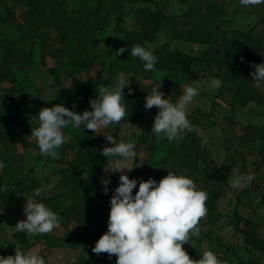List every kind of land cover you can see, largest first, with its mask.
Listing matches in <instances>:
<instances>
[{
    "label": "rangeland",
    "instance_id": "obj_1",
    "mask_svg": "<svg viewBox=\"0 0 264 264\" xmlns=\"http://www.w3.org/2000/svg\"><path fill=\"white\" fill-rule=\"evenodd\" d=\"M24 1L0 0V44L7 41L11 49L18 53H27L30 47L34 50V63L30 66H24L15 59L4 61L0 50V110L6 89L12 85L7 79L8 74L15 76L17 86L23 89L33 111L39 102L54 100L57 92L62 90L67 95L62 100L63 105L73 108V104L81 100L86 110H91L89 100L95 98L98 88L115 84L100 76L110 60L123 63L136 58L130 55V50L119 56L104 55L116 35L141 29L137 14V9L141 7L154 9L158 6L174 16L178 26L188 23L211 29L218 43L228 38L234 29L253 28L256 34L264 38V4L244 7L239 0H62L60 10L67 19L72 11L94 10L97 2L101 3L99 26L72 32L63 40L60 31L54 27L53 18H50L49 24H34L28 20V7ZM80 41L89 42L93 49L94 56L88 67H75L73 64L74 50ZM164 44L168 50H178L190 56H197L209 47L173 39L164 31L158 34L155 42L140 46L154 51ZM213 48L218 50L219 44ZM208 74L207 68L196 65L187 74L155 68L149 76L139 72L122 75L127 81L148 85L147 94H151L152 88L160 83L158 90L173 103L180 97L185 85L200 86L199 95L188 108V116L192 124L201 129L199 134L194 132L200 138L205 155L198 160L199 173L190 178L198 189L206 192L213 189L220 193V197L216 210L201 219L199 237H192L190 244H184L183 248L192 259H199L203 251L211 250L225 264H257L264 260V252L249 246L241 230L245 228L243 220H249L256 225L255 231L259 237L264 238V138L260 130L264 127V86L256 87L259 101H251L242 108L234 104L229 87L222 84L218 89L210 88L211 81L218 78ZM174 87L178 89V95L173 94ZM142 111L155 116L158 109L153 107L146 111L143 107ZM38 125L37 116L24 127L18 126L7 139L0 140V162L5 165L0 169V177L15 189L38 183L44 192L36 197L37 201L45 203L58 215L72 203L78 208L84 205L96 207L100 199L94 192L68 191L61 183L58 167L51 162L52 158L39 152L37 141L31 136L32 128ZM65 128L66 142L57 152L58 155L70 156L72 152L65 148L69 143ZM252 128H256L255 131ZM109 134L117 142L136 141L137 156L128 161L133 170H125V173L130 179L138 181L149 179L146 166L161 161L169 147L179 143V140L169 142L163 136H155L151 144L157 145V148H139L141 131L128 118L96 134L92 133V137L103 148L107 143L104 135ZM110 168L107 160L103 174L119 180L120 173L106 172ZM233 168L241 175L253 174L255 179L245 188L234 189L229 184ZM30 196H21L1 204L0 251L14 244L15 247L19 245L22 251L39 253L46 264H72L80 256L90 264H115L107 259V254L95 255L91 251L95 244L79 246L67 237L66 231L77 230L75 224L67 229L60 224L59 228L48 234L33 236L25 233L27 245L17 243L13 238L16 232L14 226L17 221L26 219L23 207L26 197ZM46 198L49 202L44 201ZM234 212L242 219L241 222H237Z\"/></svg>",
    "mask_w": 264,
    "mask_h": 264
},
{
    "label": "trees",
    "instance_id": "obj_2",
    "mask_svg": "<svg viewBox=\"0 0 264 264\" xmlns=\"http://www.w3.org/2000/svg\"><path fill=\"white\" fill-rule=\"evenodd\" d=\"M24 2L28 7V20L33 23L49 24L50 18H53L54 27L60 31L61 40L72 32L90 30L101 24L100 1L97 2L94 10L72 11L69 19L60 10L62 0H25ZM137 14L140 17L141 29L127 30L116 35L106 51L105 57L116 55L121 47H124L127 51L137 44L153 43L156 41L158 34L164 31L173 39L209 47L197 56H190L178 50H168L167 45L164 44L161 48L151 51L157 57L155 68L187 74L196 65H199L208 69V76L220 79L224 86L229 87L233 102L238 107L243 108L251 101H259L256 87L249 73L255 71L250 67L252 62L257 64L264 62V38L256 34L253 28L248 30L234 29L228 38L218 43L211 29H205L197 25L193 26L188 23H185L184 26H178L177 19L165 13L158 6H155L154 9L141 7L137 9ZM217 44L220 47L218 50L213 48ZM0 50L4 61L15 59L24 66H30L34 63L33 47H30L27 53H18L11 49L7 41H3L0 44ZM93 56V49L90 47L89 42L80 41L74 50L73 64L75 67H88L92 63ZM241 57L244 58L245 62H241ZM143 65L144 62L137 57L123 63L111 59L108 66L100 73V76L113 82H116L122 74L132 72L149 76L152 71H145ZM7 79L12 85L6 89L0 110V140H5L10 133H15L18 126L24 127L27 123L32 122L37 118L41 108L62 104V100L67 96L65 90L58 91L54 100L39 102L33 111L23 89L17 86L15 76L8 74ZM128 82L133 92L129 94L128 88L123 90L124 100L129 111L126 118L132 121L141 131L139 148L155 149L157 145L151 144L155 138V135L151 133L155 116L144 114L142 111L148 85L135 83L132 80ZM173 94H179L176 87L173 88ZM67 108L78 113L86 110L85 104L81 100L75 107ZM255 129L252 128L253 131ZM260 130L262 132L261 137L264 138V127H261ZM65 131L69 140L65 148L72 154L68 156L59 153L57 159H51V162L58 167L61 183L70 192H94L100 199V203L96 207L84 205L80 208L73 203L70 204L59 212L61 225L67 229L69 225L75 224L77 230L74 228L72 231H66L65 234L73 239L77 245L95 244L100 236L107 231L110 198L113 190L118 186L119 180L103 174L102 169L106 165L107 158L101 153L103 148L93 140L91 131L84 129L83 126L80 128L68 126ZM204 155L205 153L200 146V138L193 131L188 133L183 140H179V143L171 145L161 161L151 163L146 168L149 171L150 178L155 179L157 182L166 176L168 171L184 174L190 178L191 175L199 173L198 160L203 158ZM185 168L188 169V172L182 173V169ZM101 177L110 180L109 191L106 195L103 194V187L100 183ZM36 188H40L38 183H31L15 189L0 177V206L4 201L17 200L21 196L32 195ZM137 190L138 185L133 190V194ZM207 194V213H212L217 208L220 193L212 189ZM44 201L49 202V199L46 198ZM234 216L237 222L242 221L236 212H234ZM243 224L245 228L241 232L245 242L252 248L264 252V238L259 237L256 233V225L250 223L249 220H243ZM13 238L17 243L27 245L25 233L15 232ZM14 249L15 245L9 244L3 251H0V255H14ZM107 259L110 262H116L115 256L109 259L107 255ZM72 264H90V262L80 256ZM257 264H261V262Z\"/></svg>",
    "mask_w": 264,
    "mask_h": 264
},
{
    "label": "clouds",
    "instance_id": "obj_3",
    "mask_svg": "<svg viewBox=\"0 0 264 264\" xmlns=\"http://www.w3.org/2000/svg\"><path fill=\"white\" fill-rule=\"evenodd\" d=\"M239 3L244 7L257 6L264 4V0H239ZM124 52L125 48L121 47L116 56ZM130 55L144 62L145 71L155 70L157 57L153 52L137 44L131 47ZM241 62H245L243 57ZM250 67L255 69L249 73L254 86L261 87L264 85V62H252ZM221 85V80L213 79L209 87L218 89ZM160 87V83L153 87L144 103L146 111L153 107L158 109L151 133L157 137L163 136L169 142L183 140L193 131L199 134L201 129L188 118V108L199 95L200 86L185 85L174 103L169 98H164V93L158 90ZM125 88L132 94L133 89L123 75L117 78L112 87L101 85L95 98L89 100L91 110H84L82 113L63 104L41 108L38 112L39 125L31 130L39 152L53 160L57 159V150L66 142L63 129L67 126H83L96 134L109 125L120 123L129 115L124 100ZM104 136L107 143L101 153L111 165L110 170L105 171L120 173V176L119 184L110 198L107 231L100 236L91 251L97 256L107 254L109 259L115 256V264H225L211 250L203 251L199 259H192L183 248L184 244H190L192 237H199L201 233L200 221L208 211L207 192L198 189L189 176L171 171L159 182L153 178L139 181L130 179L125 170H133L128 161L137 156L136 141L117 142L113 135ZM4 166L0 162V169ZM187 172L188 169H182V173ZM254 179L253 174L241 175L233 168L229 184L234 189H242ZM100 183L103 194L106 195L110 180L101 177ZM137 184L138 190L133 194ZM43 192V188H36L32 196L26 197L23 207L26 219L17 221L14 226L16 232L35 236L51 233L60 227L59 215L36 199ZM0 264H46V261L39 253L22 251L16 245L15 255H0Z\"/></svg>",
    "mask_w": 264,
    "mask_h": 264
},
{
    "label": "built area",
    "instance_id": "obj_4",
    "mask_svg": "<svg viewBox=\"0 0 264 264\" xmlns=\"http://www.w3.org/2000/svg\"><path fill=\"white\" fill-rule=\"evenodd\" d=\"M261 264H264V260H262Z\"/></svg>",
    "mask_w": 264,
    "mask_h": 264
}]
</instances>
